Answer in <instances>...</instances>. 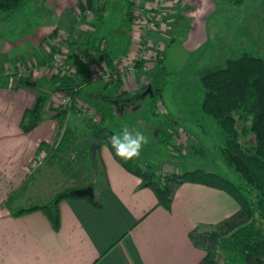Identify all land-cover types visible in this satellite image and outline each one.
<instances>
[{"label":"crops","instance_id":"0c3cea01","mask_svg":"<svg viewBox=\"0 0 264 264\" xmlns=\"http://www.w3.org/2000/svg\"><path fill=\"white\" fill-rule=\"evenodd\" d=\"M43 1L52 11L49 20L25 38L15 43L6 42L2 50L8 51L24 41H31L28 50L19 56L24 63L20 66L6 64L7 69L23 68L30 84L21 85L19 75L5 76L7 73L2 71L7 69L0 65V264H199L205 252L194 246L190 231L199 222L217 223L232 216L240 208L237 200L224 190L187 182L178 190L172 207L167 209L158 203L152 188L142 187L141 178L116 159L106 143L100 145L96 159L90 163L67 164L64 171L68 170L72 178L77 179L70 183L61 180L63 185H57L63 189L93 185L102 208H96L83 197L64 199L59 204V229L54 228L41 210L20 216L12 213L8 200L33 175L27 173L26 165L55 141V116L66 96L63 91L54 90L52 81L54 70L50 64L56 42L68 36L64 43L69 55L67 63L76 70L80 81L98 76L104 68L127 63L137 50L132 0ZM148 1L154 3L156 0ZM216 8L215 0H168L167 20L151 33V38L166 46L183 36L186 38L184 45L192 50L209 38L208 23ZM163 57L165 60L166 53ZM147 65L151 84L158 86L164 77L163 66L152 59ZM44 79L51 84L44 120L31 132H25L22 128L24 115L42 94L38 86ZM118 86L124 91L116 98L108 91L95 92L86 83L81 86L77 101L98 112L97 108L86 104L83 96L91 101L101 96L110 97L125 110V103L134 105V94H140L145 85L141 75L136 74ZM75 113L70 111L67 115L65 146H74L76 142L70 125V116ZM101 118L105 124L104 117ZM90 133L92 138L91 126ZM172 135L176 134L168 119L163 125L157 122L151 126V141L157 147L167 145ZM80 148L89 151L91 144L84 142ZM50 149L49 158L60 159L62 151L58 149V154H54L52 147ZM134 158L141 163H151L148 156ZM54 174L52 169L51 175L38 174L35 178H68L61 170L58 175ZM94 178L99 180L95 182ZM37 182L38 179L29 189L27 199H16L13 209L50 192L33 193Z\"/></svg>","mask_w":264,"mask_h":264},{"label":"trees","instance_id":"16d2710c","mask_svg":"<svg viewBox=\"0 0 264 264\" xmlns=\"http://www.w3.org/2000/svg\"><path fill=\"white\" fill-rule=\"evenodd\" d=\"M253 1L264 8V0ZM232 2L238 7L247 5L245 0ZM29 3L36 5L37 12L32 11L39 18L34 17L27 23V29H22L23 37L49 20L52 11L44 6L43 0H0V48L8 39L6 31L10 33L14 30H9L4 22L24 10ZM163 61L162 55L158 62L163 64ZM20 69L22 68L12 69L8 77L20 74L21 85L30 84L29 78L21 76ZM196 74L203 89L200 117L196 116V124L205 125L201 120L209 117L221 129L224 140L217 146V154L234 172L235 179L204 169L163 174L150 163H141L134 157L124 159L118 156L110 140L112 132H108L102 125H91L92 137L100 139L101 144H108L116 159L128 171L141 178L142 187L152 188L158 203L167 209L172 207L178 190L187 182L224 190L237 200L240 208L232 216L217 223L199 222L190 231L189 236L194 246L205 252V257L199 264H220L218 255L222 252L228 254L225 264H264V56L247 50L237 57H231L229 50L218 48L216 56L196 70ZM52 81L54 90L63 91L72 98V104L61 107L55 116L57 142L63 132L68 133L67 115L75 110L77 98L81 95V86L93 81V78L80 81L74 75L59 71L53 73ZM114 83L120 85V81ZM149 86L154 90L153 97L163 95L161 88L153 84L143 86L140 94ZM48 102L49 97L46 94L38 95L34 106L24 115L22 128L25 132H31L43 122ZM48 145L47 148L53 146ZM36 175L35 172L27 178L7 203L15 216L41 210L49 217L54 228L59 229L60 202L67 198H80L73 194L74 187L52 190L44 197L28 200L26 206L13 209L16 199L28 194ZM83 198L88 199L96 208L103 207L96 197Z\"/></svg>","mask_w":264,"mask_h":264},{"label":"rangeland","instance_id":"374dc122","mask_svg":"<svg viewBox=\"0 0 264 264\" xmlns=\"http://www.w3.org/2000/svg\"><path fill=\"white\" fill-rule=\"evenodd\" d=\"M232 1L215 0L217 2V8L208 23L209 38L204 44L196 48L194 47L192 50L188 49L184 45L186 38L181 36L176 42L164 47L163 53H166V59L161 64L163 66L162 71H164V77L157 86L161 88L163 95L156 97L147 95L146 97H142L141 94L136 93L133 96L136 100L135 104L129 106L128 103H125V106H127L125 110H122L121 106H118L112 100L114 98L101 96V98L91 101L87 96H83L86 104L95 109L97 108L98 112L83 104L80 105L77 101L75 110L72 112H76L80 116L76 113L70 116V125L75 132L73 135L76 141L73 142L74 146H65L64 142L68 137L63 132L57 142L53 141L54 143H50L51 145L53 144L52 149L54 154H58V149L62 147L60 149L62 151L60 159H54V157L50 159L51 149L48 147L49 160H46L36 172L40 176L46 174L51 175L53 169L55 171L54 175H58V172L61 170L68 178H36L35 181L38 179V182L35 186L36 191L33 190V193L51 192L57 185H63L60 182L61 180L70 183L77 179L72 178L69 171L67 170L65 172L63 168L67 164H78L80 161L90 163L92 161L93 158L90 150L84 151L80 148L84 142L92 144L93 137H90L91 124H100L103 127L107 126L110 129L108 132H112L110 140L115 134H120V139L122 140L125 127H127L128 134L133 138L136 137L137 131L142 133L147 138V143L143 144L140 156L151 157V161L149 162L154 164V167L159 172H164L163 174L175 172L185 173L196 169H204L235 179L234 172L217 154V146L222 144L224 140L221 129L209 117L201 120L205 125L199 126L196 124V116L200 117L199 108L203 98L202 84L199 76L196 74V70L213 59L216 56L218 48H224L225 51L229 50L231 57H237L247 50L264 56V8L257 5L258 3L253 0H245L247 5L241 7L233 5ZM32 10L37 12L38 8L36 5L29 3L24 10L14 14L9 21L4 22V26L8 27L9 30L14 29L10 33H8V30L6 31L8 39L2 43L0 48V65H5V69L8 67L6 64L20 66L21 63H24L22 57L19 56L28 50L31 41H24L8 51L2 50L5 48L4 44L6 42L10 41L15 43L17 40L27 36V34L24 37L22 36V29H27V23L32 21L34 17L36 19L39 18L33 14ZM133 19L132 12V25L137 34L138 45L141 30L135 25ZM66 38L65 42L68 40V37ZM115 44L117 47L120 45L117 42ZM63 48L66 51L67 48ZM54 49L52 52L56 51ZM68 56L66 55L65 57L64 69L60 68L56 70L53 65L51 67L54 72L60 71L62 74L76 76V70L72 72L73 69L67 63ZM152 60L154 59L152 58ZM156 61L158 62V60ZM72 67L74 66L72 65ZM11 69L15 68H8L7 71ZM21 71V76L23 77L26 72L25 70ZM87 71L88 74L91 73L90 70ZM8 75L9 73L5 76ZM18 75L20 76V74L16 76ZM40 81L38 86L39 91L42 94L50 96L51 84L48 85L50 82L47 79ZM122 81L120 80V82ZM114 82H104L98 75L93 77V81L90 84L87 83V86L89 89L93 88L95 92L108 91V94H112L118 98L124 90ZM142 83L145 86L147 85L143 78ZM61 107L66 106L60 102ZM193 115H195V118ZM101 117H104L105 124L102 122L103 119ZM167 119L172 121L173 132L176 135L174 137L173 135L171 136V140L167 145L164 144L157 147L151 141V126L157 122L163 125V122H166ZM59 143L61 145L57 148ZM58 156H60V153ZM172 168L175 170H171ZM97 180L94 178L95 182ZM55 189L61 190L63 188H58L57 186ZM20 199H27V197H21ZM227 256L228 254L226 252L218 255L220 264H225Z\"/></svg>","mask_w":264,"mask_h":264},{"label":"built area","instance_id":"2783aa9c","mask_svg":"<svg viewBox=\"0 0 264 264\" xmlns=\"http://www.w3.org/2000/svg\"><path fill=\"white\" fill-rule=\"evenodd\" d=\"M132 2L134 7L132 11L133 20L135 21V25L141 30V37L138 41L137 51L127 63L123 65L118 64L111 69L108 67L104 68L105 70L99 74V78L107 83L120 80L125 81L130 76L140 74L144 82L151 84V80L147 76V62L152 58L158 60V58L163 55L165 45L153 40L150 34L153 33L160 24L166 22V7L168 0H156L154 3H151L148 0H132ZM66 37H61L55 45L56 51L53 52V60L50 66L53 65L56 70H59L60 68L64 69L65 57L68 54L63 48ZM21 70H23V68ZM72 72H74V70H72ZM7 73H12V69L8 70ZM61 103L64 106H70L72 104L71 96L67 95L64 97ZM47 158L48 150H40L36 157L26 165L27 173L32 175L37 172Z\"/></svg>","mask_w":264,"mask_h":264},{"label":"clouds","instance_id":"9594fccd","mask_svg":"<svg viewBox=\"0 0 264 264\" xmlns=\"http://www.w3.org/2000/svg\"><path fill=\"white\" fill-rule=\"evenodd\" d=\"M111 140L116 154L124 159L139 157L143 144L147 143V138L138 131L135 138L130 136L127 127L124 129L122 140L120 139V134L113 135Z\"/></svg>","mask_w":264,"mask_h":264},{"label":"water","instance_id":"95a60500","mask_svg":"<svg viewBox=\"0 0 264 264\" xmlns=\"http://www.w3.org/2000/svg\"><path fill=\"white\" fill-rule=\"evenodd\" d=\"M147 95L154 96V90L152 86H149L147 90L142 93V97H146ZM100 145H101V140L94 137L90 148V153L93 159H96L97 150L100 147ZM73 194L78 197H88V198L96 197L95 188L93 186H88L84 188H75L73 190Z\"/></svg>","mask_w":264,"mask_h":264}]
</instances>
